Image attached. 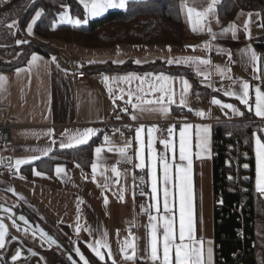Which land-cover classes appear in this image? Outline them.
<instances>
[{
    "label": "crops",
    "instance_id": "crops-1",
    "mask_svg": "<svg viewBox=\"0 0 264 264\" xmlns=\"http://www.w3.org/2000/svg\"><path fill=\"white\" fill-rule=\"evenodd\" d=\"M219 1L217 0V3ZM77 2L83 6L80 0H77ZM209 2L210 0H189L192 6L187 5V7L202 11L207 7ZM120 10L110 9L107 12ZM182 11L187 39L181 47H170L171 50H169V46L167 45L118 44L109 48L95 49L83 48L75 44L55 40L52 42V47L57 52L55 55L46 57L35 52L29 56L24 66L18 68L19 72L17 69L11 72H0V76L5 78L3 82H0V105H6L10 108L9 121L12 125V145L9 150L3 149L0 146V161L1 157L8 153L11 155V166L16 169L15 161L17 159H27L33 155L41 156V160L39 161L20 165L17 176L0 177V222L5 224L11 236L20 238L27 246L41 253L48 264H55L52 263L51 252H43L48 247L52 251L59 249L60 252H63V250H66L69 254L67 255L68 258L71 257L69 261L83 264L74 251L76 247L80 248V246H83L95 259L99 260L88 245H94L97 241H103L105 239L104 233L107 234V246L101 249L105 255V260L101 262L109 261L113 264L114 260L116 264H131V262H126L123 259V254L120 251L122 242L125 239H130L131 235L141 238L139 241L141 246L145 244L146 228L143 226L137 227L136 225L147 224V214L141 212L139 206L141 204L147 205L151 201L148 196H137L136 188L133 187V174H135L138 180L137 174L140 171L134 168L127 169L126 176L123 175L125 170L121 171L122 175L118 183L115 184L112 181L117 180V178L110 171V166L115 165V162L120 159L118 148L123 146L124 140H131L130 137L120 136L115 133L112 138L108 139V142L105 141L106 145L101 146L98 144L96 146L102 147L103 152L98 162L95 180L92 177L91 165L89 170L85 171L78 165L68 168L63 163L55 164L52 167L42 163L40 164L41 169L36 164L44 161L55 151L65 150L59 147L60 142H67L68 137L74 135L77 131L82 132L87 128H92L95 130L96 135L92 136L90 140L97 135L103 139L101 124L111 113L126 115L129 118L134 113L137 117L135 121L144 126L145 130L142 135L145 144H147L148 139L147 129L158 123H167L169 128L174 125L172 121L176 122L178 119H181L183 123L210 126L209 154L203 159L196 158L195 154L199 150L195 147V129H193L194 213L197 235L202 236L206 241L211 240L213 242L212 264H216L213 124L218 121L242 120L244 117L233 116L230 109L213 105L211 100L216 98L221 100L222 103L233 104L228 100L222 99L220 95L237 100L225 95V92L230 89L238 90V85L235 83L237 80L247 81L252 86L260 85L262 86V90H264V80L252 79L253 67L247 63V56H242L241 53V50L250 47L259 56L262 52L257 50L249 40L256 35L264 33V31L259 25L260 16L257 13H245L240 15L234 22L221 25L220 22L217 23L216 12L214 17H209V20H207L211 31L219 34L223 29L228 28L229 25H234L237 38L233 39L231 32H228L224 36H218L217 39L213 40L210 35L208 37L204 35V30L194 33L192 25L187 18V9L183 8ZM59 14L57 15L55 26L61 25L58 22ZM249 14H251L250 17ZM70 16L73 18L71 14ZM95 18H89V20ZM246 22H248L249 30L247 34L245 33ZM83 24L85 23L81 25ZM26 33L28 34L27 28ZM29 36H36L34 28L33 33ZM229 41H241L242 43L241 45L232 47L226 45ZM205 45H208V47H205ZM217 49H223L224 54H218ZM228 52L232 54L231 61H229ZM34 54L41 59L30 63L31 57ZM186 57L210 60V67L198 75V78H193L211 94L215 93L218 95H211L208 101L202 100L198 107L192 108V112L188 111V107L180 108L177 107V104L170 105L166 116L159 111L151 110L158 108V105L144 104L141 105L145 109L144 111L140 109L133 110L131 104L125 103L128 99L126 93L130 88L135 90L139 85V81L134 80L129 84L118 79H112L113 77L124 76L129 73L144 75L149 72L129 71L96 74L84 69L91 64H104L107 62L121 65L130 60L134 65L142 66L156 61L167 63L170 59L174 60ZM137 60L141 61V63L136 64L135 61ZM115 61L122 63H114ZM171 66H179L189 71L195 70L197 72L195 66L177 64H172ZM216 67L226 70L225 74L222 76L217 73L215 71ZM201 68L203 69L204 66H201ZM79 71H83L86 76L80 81H75L72 75ZM151 73L157 74L160 72ZM204 74L209 76L207 81L203 80ZM105 75L109 77L107 84L103 80V76ZM168 75L184 77L192 84L191 75L190 77L182 74ZM208 84L212 86L206 87L205 85ZM109 88L112 89L111 92ZM121 90L124 93L123 100L119 98L122 94ZM193 91L192 84V89L186 97L190 107ZM250 95V103L254 104V87L250 90ZM176 100L178 103V93ZM237 101L239 102V100ZM132 103H138L135 97H133ZM241 105L244 107V111L246 110L247 113L253 116L255 121L259 120L243 104ZM125 107L128 108L127 113L121 111ZM236 107L241 111L240 107ZM196 110L208 112L210 116L207 117L206 115V117L201 118L195 114ZM181 112H186V115L181 116ZM134 136L133 143L135 150L138 146L135 143ZM174 139L178 141L177 129ZM53 141H55V144L52 143ZM156 141L155 146L157 151H163L160 141L157 139ZM49 146H51L52 151L45 157L42 155L41 149ZM78 146L81 145L75 147ZM109 148L112 150L109 151ZM132 157L133 164L138 163L135 156L133 155ZM145 157L147 159V148L145 149ZM253 159L255 187V140L253 141ZM93 162H97L95 152H93L91 164ZM57 166L65 169L64 173H61L60 176H57L55 173ZM33 168L41 172L42 175H35ZM143 175L145 177L147 193L150 191V181L146 172ZM105 177H107V180ZM105 183L109 184L108 188L103 187ZM122 186L126 189L123 192V200L119 198ZM133 191H135V198H133ZM259 196L264 202V196L260 194ZM105 197L108 199L106 206L103 202ZM5 208L9 209L7 213L3 210ZM10 210L16 215L24 216L33 226L39 227L52 239L56 240L59 248L49 245L46 241L42 240L35 231L18 221L16 217V223L14 224L13 220L8 218L11 216ZM153 214L155 213L153 212ZM255 217L256 244L258 249L262 248L260 251L263 253L264 214L261 211ZM77 226L81 229L79 233L76 232ZM89 229H91V232ZM109 250L112 253L111 258L108 256ZM140 255H143V253H140ZM261 256L262 254H259L258 258L261 259ZM85 259L87 258L85 257Z\"/></svg>",
    "mask_w": 264,
    "mask_h": 264
},
{
    "label": "snow or ice",
    "instance_id": "snow-or-ice-1",
    "mask_svg": "<svg viewBox=\"0 0 264 264\" xmlns=\"http://www.w3.org/2000/svg\"><path fill=\"white\" fill-rule=\"evenodd\" d=\"M85 9L84 19H71L67 11L61 12L59 14L60 23H70L75 26H80L82 23H88L89 18H95L103 15L110 9H121L126 10L127 5L130 2H138V0H80ZM216 3L217 0H210L207 7L202 11H198L195 8L187 7V4H182V8L187 9V18L189 23L192 25V31L194 33L202 32L205 21L209 20V17H214L216 14ZM44 15V10L35 11L31 22L27 25L28 34L33 33V28L37 25V22L41 20ZM251 14H249V17ZM219 21L217 20V23ZM17 22L13 21L11 24L7 25L9 28L13 27ZM264 26V25H262ZM55 28V21L52 25ZM248 22L245 23V33H248ZM228 32H231L233 39H236V30L234 25H229L228 28L223 29L219 34L213 33L211 28H208V33L213 40L217 39L218 36H224ZM25 43L24 41H17V44ZM208 47V45H205ZM169 50L170 46H169ZM218 54H224L223 49H217ZM242 56H247V63L251 64L253 67L252 79H262L264 78V60L257 55L250 47L241 50ZM229 61H231V52L227 53ZM41 59L37 55H32L31 62H35ZM55 60V58H53ZM114 63H122L120 61H115ZM136 64H140L141 61H135ZM167 64H177V65H189L195 66L197 70V75L202 74L206 71L211 62L209 59H198L195 57H186L178 59H170ZM201 66H204L202 69ZM19 72L20 70L17 69ZM215 71L220 75H224V69L219 67L215 68ZM83 73H81L82 75ZM231 78V77H229ZM4 77L0 76V82L4 81ZM113 80H119L127 83L132 81H139V85L135 90L131 88L126 93L128 99L125 101L126 104H131L133 110L140 109L144 111L145 109L141 105H158V108L151 109L153 111H159L165 116L168 114L169 106L177 104V107L184 108L188 107V111L192 112L193 109L188 105L187 95L192 89V84L188 79L184 77L172 76L160 72L153 74L151 72L145 73L144 75H137L135 73H129L124 76L113 77ZM209 76L207 74L203 75V80L207 81ZM104 82L107 84L109 82V77L107 75L103 76ZM235 83L238 85V90H228L225 92L226 96L235 98L243 104L249 112L258 118L260 121H264V90L262 86H252L249 82L243 80H237ZM146 86V87H145ZM178 86V87H177ZM210 87L212 85H205ZM254 87L255 99L254 104L250 103L251 95L250 90ZM111 92L112 89L109 88ZM120 99H124L123 90ZM179 94V101L177 103L176 96ZM158 94V95H157ZM198 95V94H197ZM133 97L138 103H132ZM213 105H219L221 108L230 109L233 116H244L235 105L230 103H222L221 100L213 98L211 100ZM122 112L127 113L128 108L125 107L121 109ZM195 114L201 118L206 117V113L201 110H196ZM136 115L133 113L131 116L132 120H136ZM120 119V117H117ZM255 131H253L252 136L255 140V190L261 196H264V123L255 124L254 122L250 125ZM129 127L131 130V126ZM193 129H195V147L199 150L196 152V158L203 159L209 154L210 145V126L203 124H192V123H182L178 129V141L174 139L176 135V126H170L167 129V138L160 141L163 146V151H157L156 149V137L154 133L157 131L155 126L147 129L148 139L147 144H145L143 138L144 126L140 125L135 128L134 140L137 144V148L134 150V156L138 163L133 164L134 169H138L141 173H145L150 181V191L147 193L141 188V185L145 184V178L143 175L139 176V184H136L137 177L133 174V187L140 188V196H148L151 203L145 205L141 204L139 206L141 212L147 214V224L139 225L137 227H145L146 235L144 237L145 244L140 245V237L131 235L130 239H125L122 244L120 251L123 254V259L126 262H131V264H212L213 261V248L212 241L205 240L202 236L197 235L195 213H194V182H193V161H192V148H193ZM96 135V132L92 128H87L85 130L77 131L74 135L68 137L67 142L61 141L59 147L61 149H72L77 145H85L89 142L92 136ZM123 136V133H121ZM231 135V133H229ZM105 141L108 142V137L105 136ZM55 144V141L52 142ZM132 147V140L126 139L123 141V146L118 148V159L115 163H133V157L129 155V149ZM147 148V159L145 157V149ZM112 149L109 148V151ZM52 151L51 146L41 149L42 155L47 157L49 152ZM95 155L97 157V162L91 164L92 177L93 180L96 178V172L98 167V162L100 160L101 153L103 152L102 147H96L94 149ZM171 153V155H169ZM41 160L40 155H33L27 159H17L15 161L16 170L19 171V167L22 164H30L33 161ZM79 166V165H78ZM244 168H248L245 164ZM107 170V168H106ZM65 169L63 167L57 166L55 168V173L60 176L64 173ZM110 171L115 175L117 180L112 181L113 184L118 183L119 178L122 173L118 170L115 165L110 166ZM35 175H42L41 172L36 171L33 168ZM127 175V170L123 173ZM107 180V177H105ZM231 180L232 177H229ZM104 188H108L109 184L105 183ZM126 189L121 187L120 199L123 200V192ZM133 198H135V191H133ZM104 205L108 204L107 197L104 198ZM222 202V201H221ZM6 213L9 209H3ZM153 212L155 214H153ZM16 223L14 216L8 217ZM19 219L24 221L25 224L28 221L24 216H20ZM81 229L79 226L76 227V232L79 233ZM91 232V229H89ZM103 241H97L94 245H88L90 250L95 254V256L100 260H105V255L102 253L101 249L107 246L106 236ZM6 238H11L9 231L6 229L5 224L0 222V249L6 247ZM42 240L48 242L49 244L59 245L57 241L51 239L45 233H41ZM14 239V238H13ZM207 245V246H206ZM76 255L79 257L83 264H89V261L85 259L84 255L81 253L79 247L74 249ZM143 253V255H140ZM33 257L37 256V253L33 251L31 253ZM21 253L16 251L12 256L13 264H16L20 260ZM109 258H111L112 253L109 250ZM71 259V257H69ZM0 264H5V261L0 257ZM20 264H27L25 261H20ZM76 264V261H73ZM113 264L116 262L113 260Z\"/></svg>",
    "mask_w": 264,
    "mask_h": 264
},
{
    "label": "trees",
    "instance_id": "trees-1",
    "mask_svg": "<svg viewBox=\"0 0 264 264\" xmlns=\"http://www.w3.org/2000/svg\"><path fill=\"white\" fill-rule=\"evenodd\" d=\"M18 0L13 10L23 27L30 22L35 11L44 10L41 20L34 26V33L47 45L38 41L26 44L12 43L11 39L0 40V72H11L24 66L32 53L51 57L57 52L52 47L53 41H63L83 48H109L118 44L129 45H167L181 47L187 39L181 7V0H143L130 2L126 10L110 11L101 17L89 20L80 26L69 24L56 25L53 22L66 6L73 17L84 18L85 9L77 0ZM11 12V11H10ZM217 18L221 25L234 22L245 13H257L259 25L264 31V0H220L216 5ZM9 17L4 20L5 24ZM15 41V40H14ZM3 42V43H2ZM249 42L264 53V33L252 37ZM241 41H229L232 47L241 45ZM5 45V46H2ZM14 58V60H12ZM90 73L103 72H164L182 74L190 77V71L179 66H171L166 62L156 61L142 66L134 65L130 60L121 65L111 62L91 64L85 67ZM192 77V76H191ZM193 90L207 100L214 95L205 89L193 77L190 78ZM220 97L241 108L244 119L218 121L213 124V189L214 194L220 192V205L214 206L216 264H264V250L258 249L255 237L256 214H264V202L254 187V159L252 136L255 129L248 125L258 124L253 116L244 111V107L234 99ZM181 114V113H180ZM231 133V135H229ZM102 140L101 136L93 137L87 144L51 153L44 161L36 163L50 167L58 163L68 168L79 165L88 171L92 162L94 148ZM238 147V151H237ZM229 152V155L227 154ZM237 156V161H233ZM247 164L248 168H244ZM42 169V168H41ZM229 177H232L230 180ZM242 202L248 211H244L243 224L240 223L238 204ZM243 226L246 240L243 243L237 237V229ZM245 245L248 249L243 255H236L237 250ZM90 264H112L95 259L83 246H80ZM262 254L261 259L258 258ZM54 260L67 264L64 255L52 254Z\"/></svg>",
    "mask_w": 264,
    "mask_h": 264
},
{
    "label": "built area",
    "instance_id": "built-area-1",
    "mask_svg": "<svg viewBox=\"0 0 264 264\" xmlns=\"http://www.w3.org/2000/svg\"><path fill=\"white\" fill-rule=\"evenodd\" d=\"M208 28H209V24L207 21H205L204 26H203V30H204L203 33L207 37L209 36ZM259 57H261V59L264 60V53H261ZM81 73L83 74L81 75ZM190 75L194 78H198L197 72L195 70H191ZM72 76L75 81H80L81 79L85 78L86 74L83 71H79V72L73 73ZM261 80H264V78H262ZM201 101H202L201 95L198 92L193 91L192 100H191V108L198 107V105L201 104ZM206 114H207V117L210 116V113L207 112ZM184 115H186V112H181V116H184ZM9 117H10V108L6 105H0V146L6 150H9L12 145V141H11L12 125L9 121ZM117 117H120V119H117ZM256 122L258 124L264 123V121H260V120H256ZM172 123L176 126V129L178 130L181 124L183 123V121L181 119H178L176 122L172 121ZM101 125L103 129V139L99 141L98 143L99 145L101 146L106 145L105 136H107L108 139H110L115 133L120 136H122L121 133H123V136L130 137V139L132 140V147L129 149V155H132V156L134 155L133 136L135 133V128L140 125L138 122L132 120L126 115H116V114L111 113L107 116V118L105 119V121H103ZM126 126H131V130L129 129V127H126ZM155 127L157 128V131L154 133V135L158 141H161L167 138L168 136L167 123H158L157 125H155ZM227 154L229 155L228 151H227ZM232 159L233 161H237V156L232 155ZM115 166L118 168L119 171L133 169V163L132 164L120 163V164H115ZM17 175H18V171L13 166H11V155L8 153L3 155L0 161V177L8 178V177H13ZM141 175H143V173L141 172L137 174L138 177ZM136 184H139V179L137 180ZM140 187L143 188V190L146 192V183L144 185H141ZM136 191H137V196H140L139 194L140 188H136ZM220 201H221L220 192L215 193L214 194V206L220 205ZM237 211L240 215V223L243 224L244 217H245L244 211H248V207H246L242 202H240L238 204ZM237 237L243 243L245 242L246 236H245L243 226L237 229ZM243 246L244 247L242 249L236 251L234 256L243 255L248 250L245 245Z\"/></svg>",
    "mask_w": 264,
    "mask_h": 264
},
{
    "label": "water",
    "instance_id": "water-1",
    "mask_svg": "<svg viewBox=\"0 0 264 264\" xmlns=\"http://www.w3.org/2000/svg\"><path fill=\"white\" fill-rule=\"evenodd\" d=\"M2 1H6V0H2ZM11 214V216H14L16 217V219L22 223H24V221H21L19 219L20 216L22 215H16L14 214L13 211L10 210L9 212ZM26 219V218H25ZM27 220V219H26ZM28 221V220H27ZM27 227H29L30 229H32L33 231H35L40 237H41V233H45L44 231H42L39 227H35L33 226L31 223H28L25 224ZM46 234V233H45ZM48 237H50L49 235H47ZM14 238V239H13ZM51 238V237H50ZM52 239V238H51ZM12 243H18L19 244V247H16L14 248L11 253L7 256L6 258V254L8 253L9 249H10V246ZM48 243V242H47ZM49 244V243H48ZM49 245H52V246H57V245H53V244H49ZM16 251H19L21 253V256H20V260L22 261H25L27 263H30L32 260H35L33 262V264H48L45 257L39 253L38 251H35L33 250L32 248H30L29 246H27L20 238L18 237H15V236H11V238L7 241V238H6V247H5V251L0 254V257L3 258V260L5 261V264H7L8 262L11 264L13 263L12 261V256L15 254ZM35 251L37 253V256L33 257L31 255V253ZM19 260V261H20ZM17 264H20V263H17Z\"/></svg>",
    "mask_w": 264,
    "mask_h": 264
},
{
    "label": "flooded vegetation",
    "instance_id": "flooded-vegetation-1",
    "mask_svg": "<svg viewBox=\"0 0 264 264\" xmlns=\"http://www.w3.org/2000/svg\"><path fill=\"white\" fill-rule=\"evenodd\" d=\"M17 4H18V0H6V1L0 0V29H2L0 32V36H1V33L5 29L6 39H11L13 44L16 43V41H14V40H17L15 32L13 31L14 26L9 28L7 25L11 24L13 21L18 22V17L14 13L15 10H13L15 7H17L16 6ZM8 17H9V20H7V22L5 24H3L4 20L7 19ZM0 39H1V37H0ZM10 237H11V235H10ZM9 239L10 238H7V241ZM16 247H19L18 243H12L11 244L9 251L6 254V258L11 253V251ZM4 251H5V248L0 249V254H2ZM63 252L62 253L64 255L65 260L67 261V264H73V262L69 261V258L67 256L69 254L66 252V250L65 251L63 250ZM20 261H22V260H20ZM20 261H17L16 264L20 263ZM34 261L35 260H32L30 263H27V264H33ZM7 264H10V263L8 262ZM11 264H13V263H11ZM58 264H62V263L58 262Z\"/></svg>",
    "mask_w": 264,
    "mask_h": 264
},
{
    "label": "rangeland",
    "instance_id": "rangeland-1",
    "mask_svg": "<svg viewBox=\"0 0 264 264\" xmlns=\"http://www.w3.org/2000/svg\"><path fill=\"white\" fill-rule=\"evenodd\" d=\"M31 1H33V0H28V3H27V5L26 6H28L29 5V3H31ZM181 3L182 4H187V5H189V6H192L191 5V3H189V0H181ZM64 11H67V13H68V15H69V17H71L70 16V11H69V9H68V7H64L63 8V10L61 11V12H64ZM60 12V13H61ZM21 15V13L19 14V16ZM18 16V17H19ZM71 19H73V20H75V19H79V18H77V17H71ZM18 21H19V18H18ZM20 22V21H19ZM58 22H59V18H58ZM60 23V22H59ZM61 24H70V23H61ZM28 25V24H27ZM27 25H26V27H23L22 25H21V23H16L15 25H13L14 26V28H13V31L15 32V35H16V37H17V40H15L16 41V43H17V41H24L25 43H23V44H26V43H28L29 41H38V42H41V43H44V45H47L46 43H47V41H42L41 40V38L40 39H38L39 37L36 35L35 37H30L27 33H26V28H27ZM71 25H74V24H71ZM6 28V27H5ZM1 30L2 29H0V32H1ZM4 35H5V29H4V31L1 33V39L0 40H3L4 38ZM3 43V42H2ZM52 45V44H51ZM0 59L1 60H5V58L3 57V56H0ZM12 60H14V58L12 59ZM41 251H43V250H41ZM43 252H51V254H53V253H58V254H60V255H63V253L62 252H60V250L59 249H56L55 251H52V250H50V248L48 247L47 248V250H44ZM52 256V255H51ZM51 256H50V259H51ZM52 258H53V256H52ZM52 263H55V264H58V262L56 261V260H54V258H53V260H52Z\"/></svg>",
    "mask_w": 264,
    "mask_h": 264
}]
</instances>
